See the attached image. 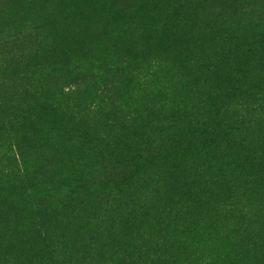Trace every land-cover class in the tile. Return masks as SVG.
Masks as SVG:
<instances>
[{
	"label": "trees",
	"instance_id": "16d2710c",
	"mask_svg": "<svg viewBox=\"0 0 264 264\" xmlns=\"http://www.w3.org/2000/svg\"><path fill=\"white\" fill-rule=\"evenodd\" d=\"M158 4L168 15L165 22L133 16L147 9L145 0L134 13L119 5L113 11H121L117 28H110L104 17L108 4L96 9L92 3L87 6L91 9L81 10L52 4L48 16L39 15L49 26L50 46L55 48L51 54L56 63L49 69L62 75L81 70L89 76L72 91L75 96L56 109L62 120L57 125L47 112L50 99L41 94L46 70L25 63H33L27 54L34 40H47L42 26L25 22L1 31L0 109L5 124L23 123L17 114L29 89L38 101L36 109L44 112L32 125L49 131L55 162L37 166L29 154L3 143L0 170L14 189L11 199L43 208L48 226L50 216L58 215V204L72 208L73 216L88 215L83 225L91 229L84 235L92 240V262L104 239L139 231L148 240L170 224L177 231L175 241L193 251L188 264H264L263 244L246 254L237 245L244 213H264V84H255L256 77L264 79V0ZM198 10L229 12L234 21L217 22L211 14L199 24L191 18ZM170 21L179 30L166 39ZM111 40L129 47L127 57L117 48L108 49ZM64 51L73 52L69 71L58 63ZM140 55L148 60L144 66L137 65ZM16 60L24 65L22 71L16 70ZM171 60L173 67L168 65ZM114 69L131 75L126 81L113 80ZM16 81L26 86L21 93L7 85ZM86 85L89 89H83ZM60 94L69 93L62 89ZM224 182L230 200L217 207L227 215L241 211L239 224L222 223L216 212L218 185ZM252 189L256 192L250 194ZM258 193L263 197L255 202ZM116 200L119 204L111 202ZM242 200L250 206L239 203ZM93 205L107 208L90 216L87 211ZM26 239L25 255L14 258L19 264L38 256L48 264H75L80 258L73 249L50 253L52 237L40 230ZM143 249L148 250L139 251ZM101 256L106 262V254ZM136 259L133 252L129 264Z\"/></svg>",
	"mask_w": 264,
	"mask_h": 264
},
{
	"label": "rangeland",
	"instance_id": "374dc122",
	"mask_svg": "<svg viewBox=\"0 0 264 264\" xmlns=\"http://www.w3.org/2000/svg\"><path fill=\"white\" fill-rule=\"evenodd\" d=\"M143 1L145 0H0V33L3 30L11 29L14 25H21L25 22H31V24L36 26H42L41 32H43L47 40H45L43 36L41 38L37 37L34 40L33 44H35L27 54V57L33 59L34 64L31 63L30 60H25V63L29 67L37 63L36 69H38L39 72L46 70L45 77L47 80L45 82V88L41 90V94L44 98L50 99L49 103L53 105L47 106V112L52 116L56 125L60 124L62 121L58 118L56 109L63 105L68 99H72L71 97L75 96L72 91L77 90L79 84L83 82L84 79H88L89 76L81 70H77L74 74L65 72V75H62L58 71L54 73L49 69L51 65L56 63L51 54L54 52L55 48L54 46H50L51 36L49 33H51V31L49 30V26H46L42 17L39 15L48 16L49 14L45 12L52 4H56L58 8H66L73 5L75 9L79 10L91 9L87 6L92 3L97 4L96 9L102 8L108 4L110 5V11L104 13V17L106 22H108L107 24L111 25L110 28L113 26L117 28L119 26L117 21L121 15V11L120 9L115 12L113 11L120 5L123 6L121 9H127L128 13H134L133 11L138 9ZM146 3L148 7L141 11V16H139L138 13V16H133L140 19H144L148 16L153 19V21L155 20L157 22H165V19H168V15L161 11L158 0H146ZM195 13L196 14H192V21H197L199 24L203 23L207 15L211 14L216 17L217 22L223 21L226 23L234 21V17L230 15L229 12L223 14L221 10L206 12L198 10ZM239 17L243 18L244 14H241ZM168 24L171 29L167 33H164V37H166V39L169 38V36L176 37L179 29L174 27L171 21ZM109 43L108 49L117 48L127 57L126 54L130 51L129 47H127V51L125 49L126 46L119 45L113 40L109 41ZM102 49H104L103 46ZM71 54H73V52L62 54V57L58 61V63L64 65L68 71L71 70ZM131 54L134 55V53ZM137 61V65L139 66H144L148 62L142 55L137 57ZM168 65L171 67L175 66L172 60L168 62ZM14 66L17 71H22L24 69V65L17 62V60L14 61ZM115 70L116 69H114V72ZM130 75L128 70L121 69L119 74H114V77L111 79H117L116 81H119L120 78H122V80L126 81ZM17 81L7 85H10L9 88L13 91L21 93V88L23 89V87L26 86L22 83H17ZM255 82L257 85L264 84V79L258 76ZM39 86H41V84H39ZM86 88L89 89V86L86 85L83 87V89ZM62 89L69 94L61 96L60 92ZM23 95L24 104L17 114L18 117L20 116L23 118V123H20L21 125L15 127L6 125V118L3 117L4 113L1 112L0 109V146L3 143H11L16 153L25 152L26 155L29 154V157L32 159H36L37 166H42L44 162L54 164V159H52V154L50 153L53 142L49 139V131L47 129H44L45 131L36 129L32 125L36 116L39 115L41 116L40 118H42L44 112L40 109H36L38 101L32 97L33 94L29 89L24 92ZM35 109L36 111L32 115ZM31 115L32 118H30ZM69 120H72L74 123L73 118ZM65 123H67L66 120ZM262 128L264 130V127ZM35 182L40 183L37 180ZM218 189L220 190V196L217 198L220 200L215 204V208L216 212L221 215V222H227L228 224L232 223L233 225L239 224L236 217L241 215V211L236 210V212L227 215V213H222L224 211L223 208L217 207L230 200V196L225 190V182L224 185L223 183L219 184ZM13 192L14 189L10 185L9 180L0 170V264H19V260L14 261V258L17 257L20 259V255H25L24 252L28 245V240L26 238L28 235L32 234L39 235V230L47 236L50 234L52 237L54 247L50 253L54 252L53 250L56 252H63L64 250L68 251L69 249H73L80 257L77 258L75 264H129L133 252L137 257L135 264H165V261L168 259L166 264H188L186 259L192 256L193 251L190 248H185L175 241L178 236L176 234L177 231L174 227L170 229L172 226L169 224L160 232L152 233L148 240L143 238L144 233L138 234L139 231L134 233L135 235L132 234L133 236L122 235L120 239L114 237L104 239V247L101 249L99 246L97 247V261L92 262L89 256L92 251V240H88L87 235H84L85 233L91 232V229L83 225L85 220L89 219L88 215L82 217V213L75 212L76 214L73 216V214H70L72 208H67L65 205L58 204V215L56 217L50 216L48 220L50 225L48 226L46 225L47 221L45 220L47 219L44 216L43 208L33 209L27 207L23 205L20 200L14 202L13 200L15 198L11 199ZM253 192L256 191L253 189L250 190V194ZM114 195L116 196V191H114ZM109 197L115 200L112 196ZM262 197L263 194L258 193L255 197V202L256 200L260 201ZM242 201L243 202L240 201L239 203L243 205L247 204L246 201ZM111 202L119 204L117 200ZM262 203H264V200ZM247 205L250 206L249 204ZM102 208L107 207L93 205L90 206L87 212L90 216H94L101 212ZM111 208L112 207H110L109 212L113 215L114 212ZM251 213L252 215L248 216L244 213V216L240 220V227L242 230L238 233L239 243H237V245H240L244 254L252 249H259L262 244L264 245V213L256 211ZM246 225L248 226L244 229ZM107 227L111 229L112 224L108 223ZM236 230H238V228ZM140 231H143V228ZM5 245H7L6 248ZM143 247L148 250L144 252L143 249L140 252L139 248ZM101 254H106V258L104 259L106 262H103ZM40 259V256H38L26 264H48L46 261H40ZM245 259H249V256L247 255ZM189 264H195V262L190 261Z\"/></svg>",
	"mask_w": 264,
	"mask_h": 264
}]
</instances>
